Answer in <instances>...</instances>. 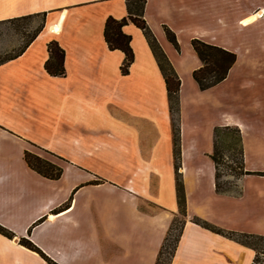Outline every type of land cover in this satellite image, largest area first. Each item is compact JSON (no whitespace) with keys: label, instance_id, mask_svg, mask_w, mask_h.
<instances>
[{"label":"crops","instance_id":"crops-1","mask_svg":"<svg viewBox=\"0 0 264 264\" xmlns=\"http://www.w3.org/2000/svg\"><path fill=\"white\" fill-rule=\"evenodd\" d=\"M51 13L60 14L50 29L65 51V75L47 72L44 34L0 65V226L14 236L0 233V264H157L181 217L171 264H255V252L227 234L264 237V0L145 4L144 20L181 80L185 216L157 60L133 23L123 28L134 52L129 74L121 71L125 54L105 41L106 20L125 18L126 1L0 0V23ZM194 40L236 55L227 77L208 89L193 77L203 66ZM46 110L53 131L36 141L31 117L41 121ZM227 127L242 139L244 175L235 192L217 190L213 160L215 130ZM26 152L62 168V176H42Z\"/></svg>","mask_w":264,"mask_h":264},{"label":"trees","instance_id":"trees-1","mask_svg":"<svg viewBox=\"0 0 264 264\" xmlns=\"http://www.w3.org/2000/svg\"><path fill=\"white\" fill-rule=\"evenodd\" d=\"M125 1L127 3L128 15L121 20L115 19L113 17H108L104 29L105 41L108 44L109 49L111 51L119 50L125 54V60L121 67V71L123 75L129 74V68L134 62V52L131 47L132 37L130 35H127L124 32L123 28L129 23H133L143 31L150 45V48L157 60L158 66L164 77L167 88L168 102H169V108L172 118L173 145H174L173 154H174V165H175V173H176L179 210H180V214L182 216H185V194H184V186L182 181V174L180 172L181 135H180V122H179V114H180L179 92L181 87V80L178 74L176 73L173 65L169 61L168 57L166 56L165 52L158 43L157 39L155 38V36L147 26L146 21L144 20V8L147 0H125ZM166 32L169 40L179 49L176 35L170 30H167ZM192 45L194 50L197 52V54L199 55L200 59L203 62V66L200 69L196 70L193 74L194 79L200 85L201 89H208L222 82L227 77L229 70L235 63L236 55L222 48L205 44L199 40L192 41ZM48 51L50 54V58L45 65L47 72L52 76H64L65 51L60 47V45L56 41L49 43ZM1 63L2 62H0V64ZM222 147L238 148L239 156H241L240 163L239 165H237V167L229 166V169L232 172H234L235 170H240V172L237 174L238 177L240 178L242 175H244V170H243L242 139L238 129L227 127V128H217L215 130V152L213 155V160L216 164V169H217V190L219 192H224L220 184V179H221L220 166L224 159L223 158L224 155L221 152ZM25 157L29 166L33 170L41 174L42 176L54 180L59 179L62 176L63 169L52 164L51 162L28 152H26ZM181 218L183 219V217ZM177 219L178 218L174 220L173 224L170 227V230L167 234V237L159 254V259L157 264H160L161 262L163 251L166 248L167 243L171 238L172 233L175 230ZM197 223L219 234H225L222 230L217 229L205 222H201L197 220ZM183 228H184V220L181 230L179 231V236L175 240V246L173 248V251L175 252H176L175 249L177 248V245L180 241ZM0 233L11 239L14 237L10 231L3 228L2 226H0ZM227 236L234 238L238 242L247 246L248 244L242 242L240 238L258 239L264 241V237L262 236L235 235L231 233L227 234ZM22 243L25 244L27 247H29L31 250L38 252L40 251L30 241L22 240ZM175 252L172 254V258L175 255ZM256 263L257 262L255 260V264Z\"/></svg>","mask_w":264,"mask_h":264},{"label":"rangeland","instance_id":"rangeland-1","mask_svg":"<svg viewBox=\"0 0 264 264\" xmlns=\"http://www.w3.org/2000/svg\"><path fill=\"white\" fill-rule=\"evenodd\" d=\"M59 13L43 14L33 17H27L11 22L0 23V62L4 63L5 60L12 58L19 54L29 43H31L37 36L44 34L46 41H55L54 33L51 32V26L59 21ZM49 45V44H48ZM0 64V65H1ZM49 111H45L44 115H41V121H38V117H31L30 127L32 138L36 141L48 140L52 134L53 127L45 120H51ZM43 114V112H42ZM46 115V117H45ZM52 121V120H51ZM66 127V128H65ZM69 125H64L61 129L63 133L69 130ZM81 133L82 131H78ZM231 133V131H230ZM223 161L221 163V179L220 184L224 190L235 192L238 186V173L240 170L230 171L229 166L237 167L240 163L241 156H239L238 148H226L222 147ZM180 217V216H179ZM183 225V219L178 218L175 230L169 239L166 248L163 251L160 264H171L172 254L175 252L173 248L175 246V240L179 236V231ZM238 238V237H237ZM242 242L248 244L256 254V264H264V241L258 239H245L240 238ZM247 246V245H246ZM177 249V248H176ZM175 249V250H176ZM47 260L48 264H55L52 260ZM31 261H33L31 259Z\"/></svg>","mask_w":264,"mask_h":264},{"label":"bare ground","instance_id":"bare-ground-1","mask_svg":"<svg viewBox=\"0 0 264 264\" xmlns=\"http://www.w3.org/2000/svg\"><path fill=\"white\" fill-rule=\"evenodd\" d=\"M54 32H58V30H57V28H54V30H53Z\"/></svg>","mask_w":264,"mask_h":264}]
</instances>
